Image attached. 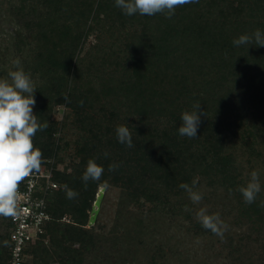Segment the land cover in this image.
<instances>
[{"label": "trees", "instance_id": "16d2710c", "mask_svg": "<svg viewBox=\"0 0 264 264\" xmlns=\"http://www.w3.org/2000/svg\"><path fill=\"white\" fill-rule=\"evenodd\" d=\"M14 11L38 42L34 64L41 81L33 112L49 126L36 133L34 145L43 153L42 164L53 160V179L61 185L47 196L52 220L43 238L32 243L25 264H82L95 247L97 221L88 225L104 181L134 202L165 212L176 206L171 196L185 191L181 183L191 184L207 170L228 175L227 133L243 124V112L259 113L255 118L264 129V47L232 43L242 34L264 32V0H199L178 7L170 19L127 16L115 0H19ZM32 14L35 19L26 20ZM94 31L99 58L84 69L80 54ZM197 102L206 115L196 138L182 137L181 114ZM58 105L71 110L79 129L71 172L54 166L63 160L58 154L70 148L57 137ZM121 124L132 132L131 148L117 140ZM89 159L104 173L85 188ZM112 163L120 166L109 172ZM65 185L79 195L68 199ZM248 206L261 210L256 202ZM0 219L6 224L0 264H9V224Z\"/></svg>", "mask_w": 264, "mask_h": 264}, {"label": "rangeland", "instance_id": "374dc122", "mask_svg": "<svg viewBox=\"0 0 264 264\" xmlns=\"http://www.w3.org/2000/svg\"><path fill=\"white\" fill-rule=\"evenodd\" d=\"M18 4L19 0H0V78H7L8 72L15 70L13 61L19 59L36 89L41 81L34 64L38 42L20 23L14 11ZM28 19L35 17L32 14ZM97 35L98 32H92L82 48L84 69L99 58L93 50L99 43ZM117 106L125 110L120 104ZM254 114L243 112V124L227 133L224 154L230 159L228 175L224 177L217 170L197 175L200 178L197 189L203 194L199 204H193L183 191L171 196V202L176 201L175 207L159 212L134 202L118 186L104 188L96 220L95 247L82 264H264V206H261L264 201V129H260L263 125L255 118L259 113ZM69 116L72 113L67 107L55 106L53 117L62 129L57 137L69 142L70 148L58 154L63 160L58 164L54 162V166L57 170L71 172V159H77L74 142L79 138V129ZM41 167L52 168L53 160ZM253 170L259 173L262 189L255 200L261 208L257 213L249 208L238 191L247 184ZM99 192L103 193V187L97 189L95 201L101 195ZM185 207L191 211H185ZM201 207H206L209 214L219 213L229 226L223 239L205 230L196 219L195 213ZM4 233L6 224L0 219V235Z\"/></svg>", "mask_w": 264, "mask_h": 264}, {"label": "clouds", "instance_id": "9594fccd", "mask_svg": "<svg viewBox=\"0 0 264 264\" xmlns=\"http://www.w3.org/2000/svg\"><path fill=\"white\" fill-rule=\"evenodd\" d=\"M198 2L199 0H115V6L127 16L163 14L170 19L178 7ZM232 43L237 47L253 44L264 47V32L257 29L251 34H242L233 39ZM13 65L15 70H10L7 78H0V216L15 218L22 211L19 185L34 171H38L43 163V153L35 147L34 137L38 131L47 129L49 125L47 121L41 123L33 112L36 89L30 74L25 72L19 59L14 60ZM64 100L68 101L67 95ZM199 109L200 103L197 102L193 104L191 111L182 112V123L178 128L180 136L196 138L200 117L206 115L199 112ZM115 132L119 143L129 148L134 146L132 132L127 125H118ZM103 155L107 158L108 153L104 152ZM119 166L117 163L109 164L108 171L113 172ZM103 173V166L95 159H89L82 175L85 188L89 180L100 181ZM199 179L197 176L192 179L191 184L179 185L188 193L193 204H199L203 199V194L197 189ZM101 186L107 189L109 184L104 181ZM64 187L68 199H75L79 195L67 185ZM261 190L259 173L255 170L250 173L247 184L238 189L246 204L255 202ZM261 206H264V201ZM185 211L191 209L185 207ZM195 216L205 230L224 238L229 226L219 213L209 214L206 207H201Z\"/></svg>", "mask_w": 264, "mask_h": 264}, {"label": "built area", "instance_id": "2783aa9c", "mask_svg": "<svg viewBox=\"0 0 264 264\" xmlns=\"http://www.w3.org/2000/svg\"><path fill=\"white\" fill-rule=\"evenodd\" d=\"M59 187L60 184L53 179V167H41L19 185L22 211L15 218L6 217L11 244L9 264H25L30 258L28 250L32 243L47 233L52 220L47 209V196Z\"/></svg>", "mask_w": 264, "mask_h": 264}, {"label": "water", "instance_id": "95a60500", "mask_svg": "<svg viewBox=\"0 0 264 264\" xmlns=\"http://www.w3.org/2000/svg\"><path fill=\"white\" fill-rule=\"evenodd\" d=\"M104 191L105 189L103 188V193L98 197L97 201L94 202V206L91 210V216L89 218L90 225H94L97 220V217H98V214L101 208L102 200L104 197Z\"/></svg>", "mask_w": 264, "mask_h": 264}, {"label": "bare ground", "instance_id": "6f19581e", "mask_svg": "<svg viewBox=\"0 0 264 264\" xmlns=\"http://www.w3.org/2000/svg\"><path fill=\"white\" fill-rule=\"evenodd\" d=\"M99 194H101V192H99ZM98 197V196H97Z\"/></svg>", "mask_w": 264, "mask_h": 264}]
</instances>
